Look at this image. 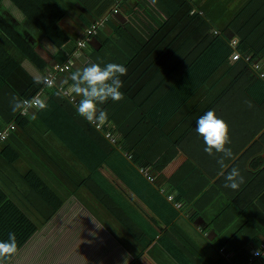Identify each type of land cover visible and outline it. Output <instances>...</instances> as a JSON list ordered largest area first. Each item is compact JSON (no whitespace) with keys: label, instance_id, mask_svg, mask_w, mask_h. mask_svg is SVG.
I'll return each instance as SVG.
<instances>
[{"label":"trees","instance_id":"16d2710c","mask_svg":"<svg viewBox=\"0 0 264 264\" xmlns=\"http://www.w3.org/2000/svg\"><path fill=\"white\" fill-rule=\"evenodd\" d=\"M34 1L0 0V34L15 30L11 22L14 15L30 17L56 48L57 62L65 64L75 56L77 45L67 54L61 50L64 42L58 37L68 40L69 37L59 26L58 17L50 16ZM176 1L136 0L131 3L116 0V9L124 15L125 21L107 18L105 23L112 34L104 40L99 38V49L87 44L82 48V54L87 56L82 68L91 63H117L128 70L127 75L121 77L123 100L109 99L100 105L108 114L107 122L100 129L78 115L76 105L80 98L70 93L65 95L62 91L68 92L67 85L57 82V77L63 75L71 84L70 76L78 69L74 65L56 73L54 86L47 88L41 79L42 83L36 85L32 94H25L32 97L45 84L47 107L37 110L35 117L63 143L76 161L77 165L70 164L66 172L69 195L106 226L111 225L109 216L116 221L118 229L130 228L125 219L136 220L131 217L134 205L111 180L112 174L165 223L176 225L181 211L176 209L175 203H181L180 198L185 195L180 190L182 196L169 201L167 194L158 188L157 179L164 177L165 168L180 156L193 162L183 143L189 140L197 119L206 112L222 107L231 118L246 120L242 125L251 134L264 129V78H261L264 73V0H246V5L239 7L237 15L228 18L226 24L220 19L228 13L227 7L196 6L194 0H184L182 4ZM29 2L32 3L29 9L34 10L32 15L22 5ZM113 3L115 0H105L96 11L91 6H87V10L99 19ZM84 20L89 28L96 26V31L99 30L97 24ZM204 25L210 26L209 31L205 34L198 31L202 36L196 38L197 30ZM234 39H237L235 46ZM30 51V54L23 52L27 58L40 59ZM235 53L239 54L236 60L233 59ZM13 59L0 45V87L7 81L5 68L15 62ZM29 117L30 114L18 112L11 118L8 125L14 128L2 142H7L18 131L26 135L31 125ZM107 133L113 140L106 136ZM255 142L247 140V144ZM7 148L5 152L14 150L11 145ZM32 172L31 176H37L36 171L32 169ZM38 179V183L43 182L37 177L32 184ZM176 180L172 178L171 182L180 189ZM40 193L46 195L48 205L53 201L57 203L52 206L53 213L63 203V198L48 184L40 188ZM253 209L264 218V204L255 202ZM53 213L45 216V220L30 214L9 199L0 185V241H6L8 234L14 232L19 246L11 264H22L25 244L54 217ZM193 218L194 215L190 221ZM260 233L264 230L260 229ZM143 236L135 237L145 247L153 235L143 233ZM255 240L258 247L264 243L259 237ZM232 248L234 256L227 264H258V259L247 247Z\"/></svg>","mask_w":264,"mask_h":264},{"label":"crops","instance_id":"0c3cea01","mask_svg":"<svg viewBox=\"0 0 264 264\" xmlns=\"http://www.w3.org/2000/svg\"><path fill=\"white\" fill-rule=\"evenodd\" d=\"M194 1L196 6L227 7L228 13L220 19L222 24L237 15V9L247 3L246 0ZM34 2L50 16L53 14L58 17L59 26L69 37V40L58 37L64 42L61 43V50L67 54L77 45L74 53L79 52V55L72 56L71 59L72 65L78 69H82V63L87 61V56L78 47V41L86 38L89 29L84 18L99 26L96 31L98 35L95 33L86 42L95 49L100 48V39L104 40L112 34L110 26L105 23L107 18L125 21L124 15L116 9V0L99 19L90 14L87 6L96 11L101 4H105V0ZM129 2L135 3L136 0ZM176 2L182 4L184 0ZM31 4L22 3L32 15L34 10L29 9ZM13 17L14 21L11 22L15 25V30L0 34V45L6 48L15 61L5 68L7 81L0 87V131L7 128L11 118L18 114L12 112V97L21 100L28 97L25 94H32L36 85L42 83L41 79L44 81L45 75L56 64H60L54 57L56 48L43 36L30 17ZM209 29L210 26L204 25L197 32L205 34ZM199 32L196 33V38L202 36ZM30 49L40 59L27 58L23 52L30 54ZM57 82L67 85V89L71 85L63 75L57 77ZM45 87L44 84L28 98L39 97L46 102L48 95ZM48 87L51 86L47 85ZM37 110L30 108L27 113L30 114L31 125L26 135L18 131L7 142L0 143V185L8 193L9 199L42 220L53 213L52 206L57 203L52 200L53 204L48 205L45 202V192L41 194L40 188L46 184L53 187L63 198V203L53 213L54 217L40 231L31 235L22 252V264H227V260L234 256L232 247L241 246L251 251L253 257L258 259V264H264V243L258 247L255 240L259 237L264 241V233H260V229L264 230V218L253 209L255 202L264 204V129L251 134L239 122L236 126H229L232 141L229 147L233 157L225 160L224 169L217 163L221 154L210 155L205 152L206 144L197 133V126L192 130L189 140L183 146L189 151L193 162H187L186 156H180L165 168L162 174L164 177L157 179L158 188L167 194L169 201L182 196L179 195L180 190L185 195L180 198L181 203H175L176 209L181 211L176 225L165 223L114 174L110 175L111 180L134 205L131 217L136 220L125 219L130 228L118 229L113 217L109 216L111 225L106 226L69 195L66 172L70 164L77 165L76 161L63 143L36 119ZM213 111L221 119L224 112L227 114L222 107ZM241 119L243 118L239 120ZM247 140L256 142L247 144ZM8 145L14 148L12 152L4 151L8 149ZM233 167L238 168L245 178V182L236 190L225 187L224 176ZM32 169L37 176H31ZM37 177L43 179V182L38 183V179L33 185L32 181ZM172 178L178 180L176 183L180 189L173 186ZM192 215L194 218L190 221ZM143 233L153 235L152 241L145 247L135 237H144ZM256 250L261 255H254Z\"/></svg>","mask_w":264,"mask_h":264},{"label":"clouds","instance_id":"9594fccd","mask_svg":"<svg viewBox=\"0 0 264 264\" xmlns=\"http://www.w3.org/2000/svg\"><path fill=\"white\" fill-rule=\"evenodd\" d=\"M74 55L78 56L79 52L74 53ZM127 71V68L122 64L107 63L101 65L100 63H91L73 72L70 76L72 83L68 88V93L80 98L76 105L78 115L97 129L101 128L107 122L108 114L100 105L109 99L114 102L123 100L124 94L121 89L124 85L121 77L127 75ZM261 78H264V73L261 74ZM46 107V103L39 97L21 100L14 96L11 100L13 113L23 114L28 112L30 108L44 110ZM196 123V131L203 137L206 144L205 152L210 155L221 154L217 163L221 169H224L226 167L225 160L233 157L232 149L229 147L232 141L228 123L219 118L215 111L206 112L197 119ZM221 175L224 173L221 172ZM224 179L225 187L233 190L238 189L245 182L244 176L235 167L224 176ZM18 249L16 234L14 232L9 233L6 241H0V264H11V260L18 253ZM254 254L261 255L259 251Z\"/></svg>","mask_w":264,"mask_h":264},{"label":"built area","instance_id":"2783aa9c","mask_svg":"<svg viewBox=\"0 0 264 264\" xmlns=\"http://www.w3.org/2000/svg\"><path fill=\"white\" fill-rule=\"evenodd\" d=\"M95 33H96V26H93V27L89 28V29L87 30V32H86V38L78 41V47H79V49L84 48L85 45H86L87 40H89V39H90V36L94 35ZM232 43H233V45L235 46V45L237 44V39H234ZM238 58H239V54H238V53H235V54L233 55V59L236 60V59H238ZM72 63H73V62H72V59H70V60H68L65 64H56L55 68H54L52 71L48 72V73L45 75L44 82H45L47 85H49V86H54V85H55V75H56V73H57V72H63V71H65V70L69 69L70 66L72 65ZM256 68H259V67L256 65ZM62 92H63L65 95L68 94V92H67L66 90H63ZM31 99H32V98H28V97L23 98V100H31ZM40 99H41V98H40ZM71 100H73V99L71 98ZM27 113H28V112H25V113H23V115H25V114H27ZM13 128H14V125L10 124V125L7 126V128H5L4 130H1V131H0V143H1L2 141H4V140L7 138V136H8L9 133H10V130H12ZM99 129H100V128H99ZM106 136L112 139V137L110 136L109 133H107ZM112 140H113V139H112ZM149 178L152 180L151 177H149ZM257 251H259V250H256L254 253H256ZM259 252H260V251H259ZM254 255H255V254H254ZM256 256H257V255H256Z\"/></svg>","mask_w":264,"mask_h":264},{"label":"rangeland","instance_id":"374dc122","mask_svg":"<svg viewBox=\"0 0 264 264\" xmlns=\"http://www.w3.org/2000/svg\"><path fill=\"white\" fill-rule=\"evenodd\" d=\"M237 113V112H236ZM228 115V113L227 114H225V112H224V115H223V120H225L227 123H228V125L229 126H236L237 125V122H239V123H241V125H242V121L243 122H245L246 120H244V119H241V120H237V119H233V118H231L230 116H227ZM246 115H244V117H245ZM251 121V120H250ZM243 126V125H242Z\"/></svg>","mask_w":264,"mask_h":264}]
</instances>
